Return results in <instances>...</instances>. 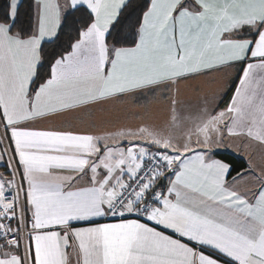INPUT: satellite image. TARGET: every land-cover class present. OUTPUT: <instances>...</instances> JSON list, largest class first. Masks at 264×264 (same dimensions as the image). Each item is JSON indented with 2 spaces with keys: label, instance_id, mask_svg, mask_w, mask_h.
<instances>
[{
  "label": "snow or ice",
  "instance_id": "obj_1",
  "mask_svg": "<svg viewBox=\"0 0 264 264\" xmlns=\"http://www.w3.org/2000/svg\"><path fill=\"white\" fill-rule=\"evenodd\" d=\"M22 7L0 9V264H264V0Z\"/></svg>",
  "mask_w": 264,
  "mask_h": 264
},
{
  "label": "trees",
  "instance_id": "obj_2",
  "mask_svg": "<svg viewBox=\"0 0 264 264\" xmlns=\"http://www.w3.org/2000/svg\"><path fill=\"white\" fill-rule=\"evenodd\" d=\"M28 2L29 0H24V7H22L21 9L22 12L27 10ZM5 4H6V0H0V9H3ZM71 39H72V34L69 32L68 28L65 27L64 33L61 35L60 40L57 42L58 47L60 48L67 47ZM51 50H52L51 48H46V52H50ZM230 92L231 91L228 92L227 96H225L223 100H225V98L229 96ZM221 157L229 160L233 164L232 175H235L237 171L246 169V162L237 156H234L229 153H221Z\"/></svg>",
  "mask_w": 264,
  "mask_h": 264
},
{
  "label": "crops",
  "instance_id": "obj_3",
  "mask_svg": "<svg viewBox=\"0 0 264 264\" xmlns=\"http://www.w3.org/2000/svg\"><path fill=\"white\" fill-rule=\"evenodd\" d=\"M231 94H232V92H230L229 93V96L227 98H225V100H223L222 103H220V108H223L224 107V105L227 103L228 99H230ZM130 111H135V109H130ZM130 118L133 120L134 123H128V124L129 125H134L137 121L132 116H130ZM122 122H125V121H122ZM226 153L232 154L234 156H237V157L243 159L246 162V168L248 167V156L247 155H244V154H236V153L232 152L231 150H229ZM251 154H252L254 163H256L257 165H260L261 163H264V149H261L259 146H256L252 150V153Z\"/></svg>",
  "mask_w": 264,
  "mask_h": 264
},
{
  "label": "rangeland",
  "instance_id": "obj_4",
  "mask_svg": "<svg viewBox=\"0 0 264 264\" xmlns=\"http://www.w3.org/2000/svg\"><path fill=\"white\" fill-rule=\"evenodd\" d=\"M130 111V110H129ZM154 116L156 117L157 122L161 121L164 117V113L159 110H154ZM127 123H134L130 116L125 120Z\"/></svg>",
  "mask_w": 264,
  "mask_h": 264
}]
</instances>
